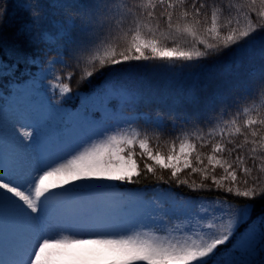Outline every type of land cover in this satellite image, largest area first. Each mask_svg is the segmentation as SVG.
Listing matches in <instances>:
<instances>
[{"label":"snow or ice","instance_id":"6c2138e0","mask_svg":"<svg viewBox=\"0 0 264 264\" xmlns=\"http://www.w3.org/2000/svg\"><path fill=\"white\" fill-rule=\"evenodd\" d=\"M26 6L35 7L33 16L37 18L39 6ZM58 7L86 9L79 25L70 11L60 24L65 34L79 31L74 41V67L59 58L49 61V74L57 63L72 68L65 72L64 80L79 73L83 81L98 70L133 62L203 69L207 65L202 60L228 48H234L239 64L257 43L255 34L264 32V0H90ZM4 15L0 11V23ZM21 31L31 37L32 25ZM260 75L232 111L222 109L204 126L196 122L181 126L178 134L164 142L166 150L159 142L155 147L150 142L159 141V135L150 137L129 124L128 128L95 132L63 155L38 153V163L25 162L19 151L11 159L5 155L0 195L19 209L26 225L25 246L12 264H81L82 255L104 264H264V212L255 219L252 216V202L264 199V69ZM71 91L69 83H61V94ZM40 111L18 112V124L35 129L32 121ZM83 117L88 118L87 114ZM154 126L163 128L159 121ZM13 135L21 149L32 148L31 132H18L15 127ZM27 140L32 143L26 144ZM206 148L209 150L204 151ZM157 169L170 172L166 182L174 180L177 185L223 191L224 195L173 199L181 209L182 226H171L169 217L177 213H170L171 206L165 208L155 199L157 211L151 214L150 223L128 225L116 218L85 215L75 210L76 203H67V184L77 188L96 180L135 183L142 172L163 180L156 176ZM186 170L199 175L200 182L181 179ZM229 195L249 202L234 203ZM249 222L257 224L258 232L254 229L256 239L248 242L246 255L250 258L240 259L242 251L235 237L240 235L239 226ZM148 225L153 227L138 230ZM159 232L164 235L155 234ZM230 239L232 244L221 248ZM87 245L98 247L86 254L77 251Z\"/></svg>","mask_w":264,"mask_h":264},{"label":"trees","instance_id":"16d2710c","mask_svg":"<svg viewBox=\"0 0 264 264\" xmlns=\"http://www.w3.org/2000/svg\"><path fill=\"white\" fill-rule=\"evenodd\" d=\"M90 0H0V11H4L3 22L0 23V62L4 69L0 70V99L2 93L7 94L14 83L25 82L37 65L32 61H39L42 67L48 65L51 59H63L74 67L73 50L74 41L79 38L78 29L70 35L65 34L60 24L66 13L71 12L79 25L84 19L86 9L75 7L64 9L58 7L60 3L73 5L87 4ZM38 5V17L34 19L35 7L28 8L27 4ZM254 18V17H253ZM243 22V20H242ZM25 25H32L31 37L22 32ZM257 43L250 55H246L239 64L236 62L234 48L224 50L218 56H211L200 63L207 68H170L158 63L133 62L131 65L106 67L94 73L93 77L79 80V73L71 80H64L66 71L64 65L57 63L56 68L63 83H69L72 91L66 95H58L65 107L73 108L83 115L87 114L85 124L102 122L103 114L95 106V100L108 105L105 121L110 125L117 124L120 119L132 114L145 113L149 120L138 117L134 120L137 131L152 137L155 133L160 140L151 139L155 147L164 142L170 135L179 133L180 127L191 126L192 122L201 126L218 114L222 109L232 111V106L240 100L242 95L261 79V70L264 69V32L255 34ZM15 48L14 53L12 49ZM85 95V98H82ZM162 123L163 128L157 130L154 122ZM176 127H173V125ZM209 149H204L208 151ZM143 161H141V167ZM190 170L181 174V179L187 177L190 181L200 182L199 175H190ZM220 170H217V175ZM156 176H163L157 180L151 173H141L135 183L116 187L101 188L93 191V205L103 210L109 209L113 199L119 205L120 213L133 210L137 223H150L151 214L157 211L155 200L160 201L170 213H177L169 217L170 225H181L179 217L181 209L173 199L178 201L195 200L197 197L223 196V191L194 190L185 185H177L174 180L170 182V172L157 169ZM204 183L210 185V181ZM243 187V185H242ZM228 199L237 204L248 203L245 198H236L232 195ZM254 203L253 219L264 212V199L258 198ZM198 207V205H197ZM179 217V218H177ZM258 223V222H257ZM239 226L240 235L245 226ZM148 225L138 228L139 231H148ZM164 235L163 232L155 233ZM239 235V236H240ZM236 236L235 240L239 237ZM232 244L230 239L221 248H228Z\"/></svg>","mask_w":264,"mask_h":264},{"label":"rangeland","instance_id":"374dc122","mask_svg":"<svg viewBox=\"0 0 264 264\" xmlns=\"http://www.w3.org/2000/svg\"><path fill=\"white\" fill-rule=\"evenodd\" d=\"M54 60L56 58L51 61ZM36 65L37 67L31 71L25 83L13 84L9 92L2 94L3 98L0 99V167H2L5 155H8L11 159V154L17 151L23 153L25 162L38 163V153H51L55 156L63 155L102 129L128 128L129 124L136 129L133 121L137 115L125 116L112 127L105 122V119L101 123L91 122L88 126L83 125L86 121L83 114L77 113L73 108L65 107L62 105L60 98L57 97L58 93L60 96L67 93L61 94L60 92L62 82L61 79H56L57 76L60 77L56 64L55 71L51 74L48 72L51 67L49 63L45 67H42L39 62H36ZM82 98H85V95H82ZM94 106L105 118L108 113L106 102L99 103L98 100H95ZM32 109L41 110L39 115L32 121L35 129L21 128V125L18 124L20 121L16 119L17 113ZM140 115V117L148 120V116ZM15 127L18 132L26 130L32 133L34 137L32 148L21 149L14 142ZM25 143L30 145L32 141L27 140ZM75 183H83V181H75ZM123 184L125 183L121 181L99 180H96L91 185L77 188H71L72 184H67L65 187L70 188L67 193V203H76L77 207L75 210L77 212L101 217V212L97 211V209L86 210L82 193L105 186ZM117 210V205L113 203L112 208L106 211L102 217L119 219L123 225L133 223L132 211L119 217L116 214ZM25 229L24 218L19 209L0 195V264H12L14 259H19L18 252L25 246ZM254 229L258 232L257 226L249 225L236 240L237 246H240L242 251L240 259L250 258L246 255V250L248 242L256 239ZM64 235H69V233H64ZM97 247L95 245H87L77 251L81 254H86L91 253ZM81 264H104V262L102 260L97 261L94 257L82 255Z\"/></svg>","mask_w":264,"mask_h":264}]
</instances>
